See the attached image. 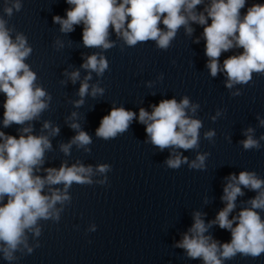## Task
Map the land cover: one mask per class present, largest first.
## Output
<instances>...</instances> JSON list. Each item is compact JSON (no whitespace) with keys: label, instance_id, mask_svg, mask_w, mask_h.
<instances>
[{"label":"clouds","instance_id":"1","mask_svg":"<svg viewBox=\"0 0 264 264\" xmlns=\"http://www.w3.org/2000/svg\"><path fill=\"white\" fill-rule=\"evenodd\" d=\"M66 3L72 6L66 11V18L56 15L53 22L60 25L62 33H70L74 31V26L83 24L82 40L86 48L108 50L114 47V42L109 40L111 29L128 47L154 41L158 49L167 50L181 27L191 35L194 29L190 24L196 23L203 26L205 55L208 58L206 67L212 77L222 70L226 74L225 86L232 89L234 85H249L253 74L264 75V3L251 4L243 15L241 10L247 0H210L202 12L196 9L204 0H66ZM14 10H22L21 0H11V6L3 11L12 17ZM13 32L15 28L8 27L7 21L0 17V93L5 97L2 125L3 128L13 124L22 126L18 138L0 130V256L9 264L18 259L16 253L33 252L29 237L39 238L42 235L41 221L58 223L65 206L72 202L71 187L74 184H93L91 177L94 174L92 165L85 166L80 162L71 166L64 162L58 169L43 168L45 154L52 150L50 137L58 135L60 128L45 121L42 134H33L32 122L49 109L52 97L37 85V73L25 63L33 52L26 35L15 32L13 38ZM196 42L199 43V39ZM56 43L63 47L60 41ZM233 48L243 51L224 59L221 69L222 53ZM81 67L88 75L80 83L77 93L80 99L73 102L77 108L84 104L86 96L95 98L104 94V89L98 85H91L89 92V81L92 72L103 76L109 63L104 55L94 53L87 56ZM64 75L73 84L80 80L78 69L70 73L65 71ZM241 94L239 91L232 93L233 96ZM151 107V112L140 108L138 116L139 123L145 125L147 142L160 151H187L199 147L203 123L193 118L199 104L191 103L189 97L184 96L179 102L175 98L163 99ZM219 115L220 112H217ZM76 117L77 113L73 112L68 118L73 121L69 127L76 134L68 143L60 145L65 155L70 154L73 145L88 154L92 151L89 147L92 137L75 122ZM135 119L137 114L134 111L114 106L101 119L95 135L105 141L115 139L127 132ZM215 119L212 117L213 121ZM259 123L264 126V119H259ZM45 130L47 134H43ZM253 133V128L244 133L246 139L240 143L245 150L261 147ZM214 136L213 130L204 133V138L209 141ZM260 139L264 140V136ZM208 155L197 154L195 160L189 163L187 157L173 151L165 164L170 169L188 164L190 169L204 170ZM42 169L45 175L38 174ZM109 171V164L95 166L97 173ZM226 179L221 197L225 207L207 224L202 213H193L192 226L175 244V247L185 251L188 258L202 260L203 264H224L237 255L257 258L264 254V219L260 214L264 212V179L254 171H241L238 176L230 174ZM106 181L107 177L97 183L105 184ZM241 186L257 194L247 202L250 207L242 208L237 216L229 219L236 208L237 197L244 195ZM215 224L230 231V242L220 243L211 235H206ZM91 230L95 231V226ZM39 246V243L35 245Z\"/></svg>","mask_w":264,"mask_h":264}]
</instances>
